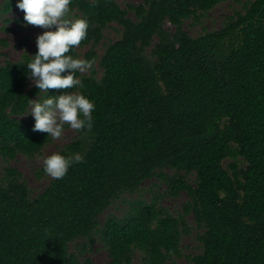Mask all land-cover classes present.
<instances>
[{
  "label": "trees",
  "instance_id": "1",
  "mask_svg": "<svg viewBox=\"0 0 264 264\" xmlns=\"http://www.w3.org/2000/svg\"><path fill=\"white\" fill-rule=\"evenodd\" d=\"M223 1L143 0L124 8L116 0H72L70 19L89 21L87 39L69 53L92 62L77 72L82 88L39 92L26 65L37 45L16 61L0 60L3 159L33 157L52 140L33 131L30 100L72 92L95 103L91 130L57 151L84 157L64 178L35 196L19 170L6 168L0 178V264H95L78 242L94 237L108 250L101 264H135L138 253L141 264H173L183 255L189 214L202 229L191 264H264V0L245 2L219 29L193 36L185 27ZM24 15L16 19L21 26ZM108 28L120 38L104 43ZM155 176L170 194H188L182 213L154 196L130 199L122 215L102 219Z\"/></svg>",
  "mask_w": 264,
  "mask_h": 264
},
{
  "label": "clouds",
  "instance_id": "2",
  "mask_svg": "<svg viewBox=\"0 0 264 264\" xmlns=\"http://www.w3.org/2000/svg\"><path fill=\"white\" fill-rule=\"evenodd\" d=\"M72 0H17L25 26H40L46 31L38 35V51L26 63L30 79L39 92L49 89L82 88L77 72H85L92 62L74 58L69 53L87 39V18L70 19ZM55 30H47V29ZM63 74V75H62ZM35 123L33 131L44 132L53 140L62 137L65 125L76 131L91 130L95 103L83 94L64 92L47 95L42 101L30 100ZM28 114V115H29ZM83 155L65 156L59 152L43 158L44 173L54 180L64 178L71 166L83 162Z\"/></svg>",
  "mask_w": 264,
  "mask_h": 264
},
{
  "label": "rangeland",
  "instance_id": "3",
  "mask_svg": "<svg viewBox=\"0 0 264 264\" xmlns=\"http://www.w3.org/2000/svg\"><path fill=\"white\" fill-rule=\"evenodd\" d=\"M5 1L6 0H0V10L3 8ZM116 1L122 7L127 8L129 3H138L143 0ZM247 1L249 0H225L216 5L210 11L205 12L198 21L192 19L187 20L185 22V27L193 36H198L203 33L205 29H219L236 11L244 10L243 5ZM12 3L11 11L7 14L0 15V60L9 59L16 61L25 51L32 52L36 46L37 36L46 31V29L40 26H21L16 19L21 15L22 10L17 8V0H13ZM114 27L118 26L114 25ZM120 36L121 31L114 28H108L105 32L104 43L117 40ZM103 48L104 44H100L97 49L99 52H102ZM88 49L89 48H82L80 51L81 53H84ZM85 72H88V70ZM30 82L34 85L31 79ZM27 117L33 116L29 114ZM76 134V130L65 125L62 137L56 140L52 139L51 142L43 148L41 153L33 157L19 154L12 160H6L0 155V178L3 177L6 168H15L22 173L23 179L30 187L32 195H37L52 179L43 171V158L57 153L58 150L69 144ZM164 172L169 176L175 175V171L172 169H165ZM193 179L194 176H189V180ZM154 196H160L161 206L174 215L182 213L184 203L189 200V196L186 192H181L179 195L170 194L168 182L164 181L161 177L155 176L147 180L141 190L137 193L124 195L121 200L115 201L107 212L102 215V219H105L111 213L122 215L127 208V201L130 199L143 198L150 201ZM187 224L189 233L185 234L182 238L183 255L176 256L172 260L173 264H191L188 256L198 254L202 250L201 243L198 239L199 233L202 232V229L197 227L192 214L187 216ZM94 239L95 240L93 241L80 239L78 242L83 243V246L86 248L85 255L91 257L95 264L108 262V250L104 246V243H102L98 237H94ZM135 257L134 263L141 264V255L138 253Z\"/></svg>",
  "mask_w": 264,
  "mask_h": 264
}]
</instances>
